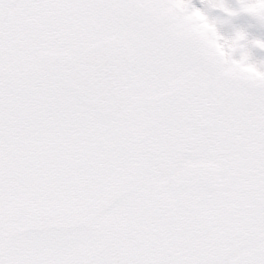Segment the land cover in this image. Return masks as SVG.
Masks as SVG:
<instances>
[{
  "label": "snow or ice",
  "instance_id": "1",
  "mask_svg": "<svg viewBox=\"0 0 264 264\" xmlns=\"http://www.w3.org/2000/svg\"><path fill=\"white\" fill-rule=\"evenodd\" d=\"M245 39L193 0H0V264H264Z\"/></svg>",
  "mask_w": 264,
  "mask_h": 264
},
{
  "label": "rangeland",
  "instance_id": "2",
  "mask_svg": "<svg viewBox=\"0 0 264 264\" xmlns=\"http://www.w3.org/2000/svg\"><path fill=\"white\" fill-rule=\"evenodd\" d=\"M208 15L210 22L215 20L218 31L223 33L225 36L234 34L237 29L245 31L246 39L242 41V43L246 45L247 51L249 52V62L255 63L257 66H264V48H261L254 43L257 39L264 40V25H261V23L264 24V22H261L257 18L247 14L246 17L243 16V18L240 17L238 19H228L224 16L220 23L215 17L212 18L210 14ZM238 56L239 53H237V58Z\"/></svg>",
  "mask_w": 264,
  "mask_h": 264
}]
</instances>
